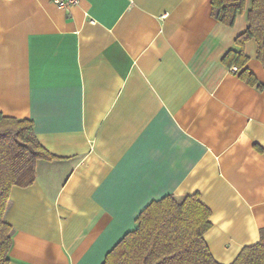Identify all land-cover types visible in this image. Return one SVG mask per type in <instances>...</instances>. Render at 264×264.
I'll return each instance as SVG.
<instances>
[{
  "label": "crops",
  "instance_id": "crops-1",
  "mask_svg": "<svg viewBox=\"0 0 264 264\" xmlns=\"http://www.w3.org/2000/svg\"><path fill=\"white\" fill-rule=\"evenodd\" d=\"M211 0H0V113L53 156L9 190L8 264H101L152 200L197 194L231 263L264 228V69L223 55L247 27ZM260 84V86H258Z\"/></svg>",
  "mask_w": 264,
  "mask_h": 264
},
{
  "label": "trees",
  "instance_id": "trees-1",
  "mask_svg": "<svg viewBox=\"0 0 264 264\" xmlns=\"http://www.w3.org/2000/svg\"><path fill=\"white\" fill-rule=\"evenodd\" d=\"M247 0H211V15L232 25ZM247 27L234 39L237 49L222 57L227 66L235 65L239 77L257 84L246 66L245 42H256V57L264 69V0H250ZM260 86V84H258ZM39 143L30 119L0 113V264H8L12 227L4 220L11 186L34 182L36 161L52 158ZM210 209L197 194L177 199L171 194L150 201L137 215L136 227L124 235L105 254L101 264H221L211 255L204 233L211 226ZM229 264H264V228L259 241L243 246Z\"/></svg>",
  "mask_w": 264,
  "mask_h": 264
},
{
  "label": "built area",
  "instance_id": "built-area-1",
  "mask_svg": "<svg viewBox=\"0 0 264 264\" xmlns=\"http://www.w3.org/2000/svg\"><path fill=\"white\" fill-rule=\"evenodd\" d=\"M53 2L61 8L68 9L74 5H77L79 0H53Z\"/></svg>",
  "mask_w": 264,
  "mask_h": 264
}]
</instances>
